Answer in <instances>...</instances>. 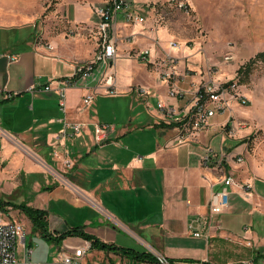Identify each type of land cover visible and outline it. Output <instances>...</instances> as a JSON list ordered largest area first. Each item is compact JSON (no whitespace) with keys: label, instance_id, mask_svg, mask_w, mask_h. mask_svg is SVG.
Here are the masks:
<instances>
[{"label":"crops","instance_id":"crops-1","mask_svg":"<svg viewBox=\"0 0 264 264\" xmlns=\"http://www.w3.org/2000/svg\"><path fill=\"white\" fill-rule=\"evenodd\" d=\"M128 1L133 9L146 8L147 0ZM189 2L197 9L199 2L206 4L208 1ZM43 11L44 6L40 0H0V125H6L4 129L0 127V132L14 140L8 141L12 148L20 147L33 160L24 165L23 159L14 154L12 162L18 170H24L26 166L28 171L39 170L41 167L46 172L51 168L64 173L68 181L80 190L81 198L73 197L60 187H52L47 191L51 197L49 200L66 201L79 209L90 205L102 212L108 220L99 219L98 226L89 228L90 222L86 221L82 226L76 227H83L86 233L103 243L116 246L117 227L129 230L127 224H130L148 236L149 243L154 246L145 241L143 243L155 255L172 260L211 264L210 253H207L209 242L205 240L207 248L202 259L192 257L196 256L197 248L190 249L184 244V234L193 235L192 226L194 230H207L209 240H220L219 246L230 248L233 253L232 261L223 264H239L243 261L264 264V245L259 233L264 226V177L258 176L262 171L251 164H245V161L244 165L236 166L224 163L223 170L217 167L216 161L223 148L228 151L234 146L233 150H240L242 147V140L235 141L223 136L217 149L210 146L214 136L208 138L206 135L213 128L220 133V125L225 119L214 121L213 118L208 130L190 134L189 142L185 144L177 143L178 128L161 121L157 103L182 105L185 100L178 102L171 99L167 82L160 79L151 82L146 80L148 83L143 86V70L147 71V77L156 75L137 56L140 51L152 46L144 26L127 23L124 14L118 15L114 33L117 55L110 71L114 74L120 94H136V88H145L147 96H136L146 103L153 98L156 104L152 114L153 126L163 137L166 136V130L170 129L175 133L166 136L164 146L157 145L145 153L121 146L119 139H126L129 133L125 127H115L107 143L97 145L95 142L94 126L103 122L98 121L99 113L94 114L93 109L98 107L99 98L104 94L101 79L107 70L105 66L100 65L91 78L81 81L80 86L67 88L66 109L61 110L57 89L64 87L65 81L80 66L92 60L97 51L98 17L96 14L92 15L91 24L78 28L79 33L77 29L71 31L77 33L74 36H49L40 32L38 27ZM4 54L17 55L18 59L10 61ZM132 74L138 76L134 79L136 86H129ZM49 84L52 90L48 92L44 87ZM90 93L95 97L93 103L87 106L83 99ZM81 122L87 123L88 127L80 134L60 136L67 123ZM68 133L71 134L70 130ZM2 147L4 152H13L10 150L11 146L8 150L5 149V144ZM207 153L213 157L210 168L203 167L202 163L203 156ZM67 162L70 164L67 165ZM223 171L235 176V184L229 187L230 207L226 212L216 215L217 219L214 216L211 228L204 231L205 220L209 218L210 198L223 187ZM157 173L161 175L160 180L150 179V175ZM253 173L258 177L253 176ZM48 175L52 177L50 172ZM247 183L253 185L249 197L243 190ZM222 215L235 218L236 225H242V221L249 219L243 225L244 230L238 228L233 231L230 225L225 224L223 227L219 219ZM49 217L48 211L49 232L52 235L56 230H59L56 233L59 236L74 228L62 221L54 225ZM252 240L257 245L254 246ZM82 242L88 243L80 237H68L59 243L58 250L66 244L79 245ZM198 245L202 247L201 242ZM94 255L96 257L91 256L89 261L95 264L107 263L108 261H102L103 257H114L113 253L97 249L93 250Z\"/></svg>","mask_w":264,"mask_h":264},{"label":"rangeland","instance_id":"rangeland-1","mask_svg":"<svg viewBox=\"0 0 264 264\" xmlns=\"http://www.w3.org/2000/svg\"><path fill=\"white\" fill-rule=\"evenodd\" d=\"M40 1L44 6V11L39 18L40 32L47 33L49 36L71 37L77 34L71 33L74 29H81L90 25L91 16H95L96 9L109 0ZM206 1H208L206 4L199 2L198 8L195 9L189 0H176V2L147 0L145 10L133 9L136 15L144 17L145 23L142 26H144V31L150 36L149 39L152 42V46L148 48L152 54V63H145L144 65L156 75L147 77V71L143 70V86L148 81L159 80L158 71L166 54L175 58L176 74L180 79L181 86H188L193 81L201 86L205 83L212 84V86L234 84L236 87L232 93L236 94V97L230 100V110L226 115L214 117V121L225 119L220 125V133L218 130L214 131L213 128L206 137L214 136V140L210 142V146L214 149L219 147L221 136L235 141L242 140L240 150H233L235 146L228 151L223 146V149L220 148L225 153L230 151L242 153L245 164L255 166L256 169L262 171L260 175L258 173V176L264 177V61L258 60L250 70H245L238 75L240 67L264 51V0ZM180 3L184 5L183 8L179 7ZM172 42L177 44L176 48H171ZM227 56L231 58L227 59ZM136 76L131 75L130 80L132 81L129 86L137 85L136 80H134L138 78ZM240 96L248 99L247 104L238 101ZM99 99L98 107L93 109L94 114L99 113L98 121L113 124L115 127H125L129 132L126 139H119L122 147H131L145 153L157 145L164 146L167 140L166 136L175 134L169 129L166 130V136L163 137L153 126L152 114L156 108L153 98L146 103L145 100L140 99L132 92L127 94L118 92L115 96H111L104 91L103 96H100ZM240 123H242L241 126ZM0 127L4 129L6 125L2 123ZM214 133L216 134L212 135ZM8 141L14 140L7 138L0 132V211L7 221L19 222L25 226L27 246L34 250L31 259L27 258L29 263L54 264L57 261L56 257H58L60 244L51 240L45 233L35 229L22 207L47 210L50 221H53L54 225L62 221L68 227L82 226L86 221H89L88 227L94 228L99 225V219L108 220V218L90 205L84 209H79L66 201L49 200L50 195L46 189L49 186L65 189L75 198H81L82 195L80 190L72 185L62 172L48 168L47 172H50L51 177L41 167L39 170L37 168L28 171L25 166L24 170H18V167L12 162L14 154L23 159L24 165L27 162L32 163L33 160L20 147L12 148V144ZM3 144H5L6 150L11 146L12 149L10 150L13 152H4ZM231 165L236 166L238 164L231 163ZM35 166L38 167V165ZM254 175L256 174L253 173ZM152 176L150 175V179L154 181L160 180L161 177L158 173ZM215 218L217 219L218 216ZM219 219L223 223V227L227 224L234 229L233 231H237L238 228L244 230L243 225L248 223L249 218L245 219L246 222L242 221L244 223L242 225L241 223L236 225L237 220L230 215H222ZM127 228L129 230L121 226L117 227V247L153 253L143 243V241L149 243L147 235L136 230V227L130 224H127ZM56 231L53 232L58 233L59 230ZM259 233L260 240L262 239L261 242L264 245V226L259 230ZM193 236L188 235V233L183 236L186 247L198 249L196 256L192 257L202 259L205 256L207 241L209 242L207 253H210L211 264H223L232 261L233 253L230 252V248L219 246L220 240L213 242L204 237L200 239ZM199 242L202 243V247L198 245ZM252 242L254 246L257 245L256 241L252 240ZM149 244L153 245L152 243ZM83 245L84 242L79 245L66 244L65 248L71 251ZM156 247L158 248V246ZM16 253L17 260L24 262L25 257L21 241L17 243ZM113 256L112 258L103 257L102 261L110 260V264H142L140 261L121 254L113 253ZM92 257H96V255H92Z\"/></svg>","mask_w":264,"mask_h":264},{"label":"built area","instance_id":"built-area-1","mask_svg":"<svg viewBox=\"0 0 264 264\" xmlns=\"http://www.w3.org/2000/svg\"><path fill=\"white\" fill-rule=\"evenodd\" d=\"M176 2V0H171ZM180 8H183L182 3L179 4ZM119 14H124V20L127 23H134L143 25L145 23L144 17L136 15L133 11L132 4L128 0H109L106 4L99 6L96 9V15L98 17V24L96 27L97 35V51L95 56L89 62L80 66L77 72L69 77L64 87L57 89L60 97L61 110L65 111V98L66 89L69 87H78L82 83L81 81L87 80L93 76L99 66H105L107 68L105 75L101 79V88L107 92L108 95L115 96L118 93L114 74L110 71L113 68V61L116 59V38H115V24ZM78 33L80 30H78ZM177 44L172 42L171 48H176ZM10 61L18 59L17 55L4 54ZM2 55H0L1 57ZM144 63H152L151 51L144 49L137 55ZM230 59V56L226 57ZM159 79L167 82L169 86L168 95L171 99H175L178 102L185 100L182 105L164 104L163 102L157 103V109L160 111L161 121L167 125L175 126L178 128L177 143L184 144L189 141L190 134L206 131L209 129L211 120L215 116L226 115L230 110V100L236 97L232 91L235 89V85L217 84H203L202 86L195 81L188 84L189 87L183 88L180 85V79L176 74V62L175 58L166 54L163 58L160 69L158 71ZM45 91H51V84L44 87ZM138 96H147L148 92L145 88H136L134 90ZM95 95L90 93L83 99V103L87 106L93 103ZM238 101L242 104H247L248 99L242 96L238 97ZM242 123L239 125L241 126ZM88 127L87 123H67L65 130L60 136L72 137L80 134ZM70 130L71 134L68 133ZM115 130V125L109 123H98L94 126L95 142L97 145H103L109 141V136ZM219 160L216 161L217 167L223 170L224 163H237L238 165L244 162L242 154L225 151L220 152L218 156ZM203 166L210 168L213 163V157L207 154L202 159ZM70 164L67 162V165ZM221 183L223 187L212 194L208 208L209 218L205 220L204 231L207 228H211V221L215 215L226 212L230 207V190L229 187L235 184V179L231 174L223 171ZM253 189L251 183H247L243 186V190L246 196H250V191ZM193 235L195 237H206L207 230L205 232L194 230L191 226ZM54 237L56 233L53 232ZM27 231L23 224L19 222H12L6 220L5 216L0 211V264H31L27 261V258L31 259L33 255V248H28L26 241ZM21 241L23 245V252L25 261L20 262L17 260V243ZM93 248L91 243H84L82 247H77L71 251L66 250L65 245L59 249L57 261L54 264H95L91 263L89 258L93 255ZM155 255V254H154ZM155 261H142V264H170L168 260L161 256L155 255ZM99 264V263H98ZM100 264H110L100 263ZM192 264H207L206 262H194ZM239 264H254L252 261H243Z\"/></svg>","mask_w":264,"mask_h":264},{"label":"trees","instance_id":"trees-1","mask_svg":"<svg viewBox=\"0 0 264 264\" xmlns=\"http://www.w3.org/2000/svg\"><path fill=\"white\" fill-rule=\"evenodd\" d=\"M258 60L264 61V51L255 55L252 59H250L244 66L240 67L238 70V75L242 74L245 70L248 71L251 69L252 65L256 63ZM52 187H47V190H51ZM5 205V204H1ZM26 212V215L32 222V225L35 229L45 233L51 240H55L58 243L62 242L64 239L68 237H80L87 242L91 243L93 249H97L99 251H103L106 253H116L118 255L126 256L132 258L137 261H155L156 256L148 251H138L134 249H125L121 247H117L114 244H106L101 242L99 239L95 238L93 235H90L84 231L83 227H74L59 236L54 237L48 228V211L44 209L32 208V207H22ZM170 264H179L180 262L191 263L193 260H172L167 259Z\"/></svg>","mask_w":264,"mask_h":264}]
</instances>
